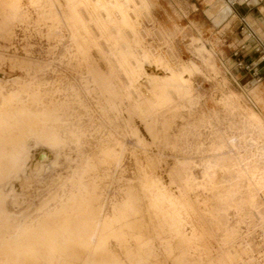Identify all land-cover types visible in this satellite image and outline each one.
<instances>
[{
  "label": "rangeland",
  "instance_id": "1",
  "mask_svg": "<svg viewBox=\"0 0 264 264\" xmlns=\"http://www.w3.org/2000/svg\"><path fill=\"white\" fill-rule=\"evenodd\" d=\"M225 4L0 0V264H264V85Z\"/></svg>",
  "mask_w": 264,
  "mask_h": 264
},
{
  "label": "crops",
  "instance_id": "2",
  "mask_svg": "<svg viewBox=\"0 0 264 264\" xmlns=\"http://www.w3.org/2000/svg\"><path fill=\"white\" fill-rule=\"evenodd\" d=\"M225 2L232 10V15L227 21L235 27V35H227L235 44L234 51L230 52L228 57L231 70L238 79H244L249 84L255 82L256 78L250 70L240 67L238 62L242 61L253 67L257 65L259 82L264 85V61L258 63V55L253 51L256 39L264 37V0H225ZM246 29L253 32V37H247Z\"/></svg>",
  "mask_w": 264,
  "mask_h": 264
},
{
  "label": "built area",
  "instance_id": "3",
  "mask_svg": "<svg viewBox=\"0 0 264 264\" xmlns=\"http://www.w3.org/2000/svg\"><path fill=\"white\" fill-rule=\"evenodd\" d=\"M229 4H231L230 1H229ZM246 35H247V37H253L254 34H253L252 31H250V30L248 31L246 29ZM253 51L255 53H257V55H258L257 56L258 63L263 62L264 61V37H262L260 39L259 38L256 39V41L254 43V46H253ZM238 65L240 67H242L243 69H245V70H250L252 72V74L255 76L256 82L260 81L259 72H258V70L256 68L257 65H255L253 67V66H251L249 64L242 63V61L238 62Z\"/></svg>",
  "mask_w": 264,
  "mask_h": 264
},
{
  "label": "bare ground",
  "instance_id": "4",
  "mask_svg": "<svg viewBox=\"0 0 264 264\" xmlns=\"http://www.w3.org/2000/svg\"><path fill=\"white\" fill-rule=\"evenodd\" d=\"M8 4V3H7ZM18 8V7H17ZM214 8V7H213ZM213 13H216L215 17H214V22L219 24L220 22H222L226 16L232 11L231 10V7L229 5H222L220 6V8L218 10L216 9H213L211 10ZM212 14V13H211ZM48 154H46L45 152L41 153L40 156H39V159L38 161L35 163V166L36 165H39L40 163H42L43 161H45L47 159V156ZM121 227V226H120Z\"/></svg>",
  "mask_w": 264,
  "mask_h": 264
}]
</instances>
